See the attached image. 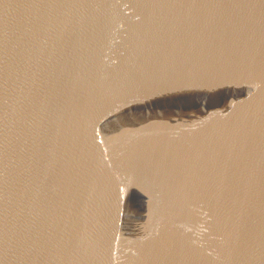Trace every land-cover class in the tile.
Masks as SVG:
<instances>
[{
  "label": "water",
  "instance_id": "1",
  "mask_svg": "<svg viewBox=\"0 0 264 264\" xmlns=\"http://www.w3.org/2000/svg\"><path fill=\"white\" fill-rule=\"evenodd\" d=\"M0 264H264V0H0Z\"/></svg>",
  "mask_w": 264,
  "mask_h": 264
}]
</instances>
